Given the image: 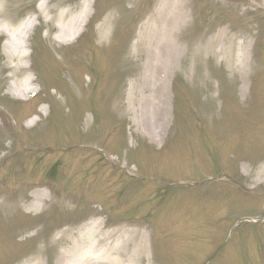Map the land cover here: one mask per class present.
Segmentation results:
<instances>
[{
    "label": "rangeland",
    "instance_id": "374dc122",
    "mask_svg": "<svg viewBox=\"0 0 264 264\" xmlns=\"http://www.w3.org/2000/svg\"><path fill=\"white\" fill-rule=\"evenodd\" d=\"M38 1L25 0L23 3L26 8H21L19 19L37 10ZM203 1H205L204 7ZM125 2L126 0H112L106 3L104 1L106 10L118 4L124 10ZM144 3L145 0L137 2V6H134L133 11L127 16L133 28L131 33L126 32V23L113 27L114 21L110 20L116 15L111 14L109 32L104 45L98 42V26L108 14L101 16L97 9L86 33L72 46L60 47L52 39L45 38L43 29H40L34 34L32 41L34 47L32 63L35 70L32 78L36 77L40 85L33 88L40 89V96L23 106L17 104L9 95L7 81L1 87L0 101L3 102L1 105L11 106L19 122L24 116L29 117L34 111L36 112L42 102L48 103L50 112L48 108L49 117H46L47 106L43 107L46 115H41V121L35 129L26 130L22 124L24 131L37 130L32 136L29 133L23 134L24 137L19 136L14 133L16 129L11 130L5 120L0 121L2 126L6 127L0 129V140L6 135L10 140V142L0 141L1 157L5 155V158L0 160V197L6 198V202L11 204L9 209H3L0 203V264L5 263L6 255L7 264H14L24 258V254L17 249L20 247L21 239L25 238L29 217L20 208L19 203L23 191L39 182V179L33 178L42 174L40 168L47 169L55 157L61 156V154L53 156V150L50 149L53 145L63 147L67 144L69 147H76V142H88L87 145L94 146L97 139L101 141L96 135L98 129H104L101 138L111 139L109 131L117 125L121 117L123 118L119 122L124 124L126 137H130L132 133L141 143L139 139L141 136L131 125L130 117L128 119L123 115L128 105L129 93L132 94L131 89L133 90L138 79L148 70V43L155 26L153 16L157 14L159 4L158 0L155 4L154 1L147 2V5ZM219 3V0L191 2L192 23L189 26L191 30L186 34L192 33L196 41L202 39L203 33H199V23L208 18L214 20L216 26L225 25L227 28L237 29L241 34L250 33V37L247 36L248 41L251 40L255 46L252 62L254 68L248 79V100L244 101L240 94V84L243 79L240 77V69L234 67L232 70L224 63L220 64L218 61L216 63L211 59L201 72L205 80L211 79L210 83L213 87L212 93L204 91V94L207 98L214 96V99L204 100L203 105L192 103L197 113L194 109L192 112L188 109L190 106L188 99L192 102L197 100L196 97L188 98L185 94L188 93L185 85L188 81L179 74L174 75L176 77L173 82L174 98L171 91L168 92L172 132L179 129L177 135L173 137L174 140L168 139L159 146H150L153 148L147 149L151 150V153L144 145L137 149V151L143 149L144 153L130 151L126 139L124 141L120 134L115 140L117 145L114 148H110L113 141L109 143L111 145L102 142L97 144V150L104 153L101 154L104 158L107 154H112L122 161L127 157L125 161L133 162L141 172V179L136 180L141 186L138 184L136 188L126 192V203H130L129 201L141 194L151 196L145 205L142 204L137 208V211L144 215H140L136 223L147 224L151 248L155 256L153 262L149 248L148 259L144 264H264V225H254L240 220L241 217L250 215L259 218L264 216V178L261 179L260 185L255 179L258 172L264 168V7L259 8L263 12H245L221 3L220 6ZM100 4V0H97L96 8ZM127 6L132 5L127 2ZM142 6L145 8V14L144 17L138 18ZM52 33L53 31H50V35ZM201 34L202 36H199ZM123 37L128 39V43L116 56L112 46L116 44L117 39ZM176 37L181 43V33ZM0 46L1 62L4 57L1 39ZM87 51H91V55H87L88 63L91 60L97 62L99 67L97 75L92 73L85 61L84 65L89 71L84 70L79 63L83 53ZM53 55L62 65L68 64V68L61 69L58 62L50 61V56ZM59 69L61 77L58 75L59 72L56 75ZM84 74L91 78L90 82L86 76L84 81ZM230 75L235 76L234 80ZM180 79L182 81H179ZM95 81L97 84L100 82L98 94ZM179 83H184L186 87ZM195 84L200 86V83ZM51 87L62 96L53 94ZM73 93H76L77 97L73 96ZM86 93L96 96L97 101L100 102L97 107L102 109V112L93 108L96 116L90 114L95 113L91 107L84 106ZM102 96L105 107L100 101ZM90 102L91 99L87 98V103ZM201 124L205 126L203 129ZM12 126L16 127L13 120ZM59 126L61 129H57ZM128 141L134 146L130 139ZM23 143H26L23 145L25 148H38L22 149ZM166 147L169 149L161 155V151ZM76 148L78 149L72 151L66 161L70 167L65 169L68 170L73 183H79L80 177H87L91 172L89 168L80 166L79 163L84 156L91 157L93 154V151ZM132 153H138L142 159L137 157L133 160L135 155L134 157L130 155ZM35 154H38L37 158L34 157ZM63 166L65 165L59 164L55 173L64 170ZM233 169L247 189L257 187L255 191L262 194L261 199L254 203L248 202L246 196L241 193L222 189L227 186L226 183L207 182L208 178L214 180L220 174L236 175ZM150 170L154 171L149 172ZM61 179L64 180L63 177ZM187 182L193 185L186 184ZM89 183L91 184V181ZM122 183L126 182L110 181L108 184L105 180H99L97 186H89V189L85 185L81 190L85 192L82 193L83 202L80 205L77 204L72 209L69 205L61 212H51L43 219L34 218L30 221L32 223L30 225L40 222L42 227L38 236H46L47 241L44 240L49 242L52 233L57 232L58 226L70 223L71 219L78 220L84 214L98 215L100 206H96V203L104 200L107 195L106 190H109L110 194L115 193L116 196L120 189H124ZM68 185L65 184L62 188L67 189ZM213 185H216V188ZM54 198L55 195L53 197L50 195L48 202ZM88 200L93 203L88 204ZM132 202L131 207L134 209L137 204L135 201ZM85 203L86 206H90V211L82 212ZM129 206L130 204H126L124 210H128ZM133 218H136L135 212L127 211L124 217L115 219L135 222ZM101 219L105 220L103 215ZM28 241L30 243L23 248L26 256L34 252L36 245L39 249L44 246L43 242H39L38 237ZM43 264H54L53 258L49 255V259H43Z\"/></svg>",
    "mask_w": 264,
    "mask_h": 264
},
{
    "label": "bare ground",
    "instance_id": "6f19581e",
    "mask_svg": "<svg viewBox=\"0 0 264 264\" xmlns=\"http://www.w3.org/2000/svg\"><path fill=\"white\" fill-rule=\"evenodd\" d=\"M22 1L0 0V36H5L7 39L4 45V62L0 65V87L7 78L13 79L15 89L12 95L18 99H23L34 83V80L25 73L27 68L31 69L30 64L26 66L31 57L30 53H26V49L30 47V35L38 27L31 19L18 23L20 13L16 10V6ZM73 1L49 0L38 8L37 20L43 18L48 33L52 28L58 30L53 38L57 43L69 44L75 41L89 16L90 0H82L80 3ZM174 1L159 2L158 13L154 20V32L152 29L153 34L148 43V70L131 90L130 106L133 107L141 98L143 100L141 111L143 127L140 128L137 123V129H145L144 134L148 133L151 140L161 136L163 129H167L169 125L167 83L179 64L182 65V71L191 77L194 67L197 66L196 69H199L203 59L214 58L232 70L234 67L239 68L243 82L247 81L252 65L251 43L245 42L248 34L242 35L244 40L238 42V36L232 35L225 29L216 30L217 33L201 42L199 48L183 51L174 37L190 24V20L188 13L174 6ZM107 36L105 21L100 26L99 37L103 41ZM245 88L243 83L241 93H244ZM207 90L211 89L208 87ZM36 125L37 121L32 120L28 126ZM263 178L264 168L258 172L256 180L260 182ZM44 195V190L32 191L28 201L24 203L26 210L31 212L43 208ZM146 240L145 235L136 229L98 230L92 224H86L54 239L50 248L56 250L55 264H143L147 252ZM41 260V258H31L18 264H42Z\"/></svg>",
    "mask_w": 264,
    "mask_h": 264
}]
</instances>
